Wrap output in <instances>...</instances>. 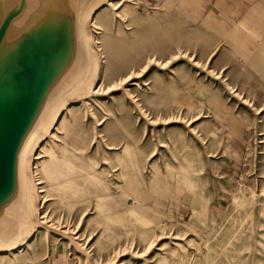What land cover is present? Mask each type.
I'll return each mask as SVG.
<instances>
[{
	"label": "rangeland",
	"instance_id": "374dc122",
	"mask_svg": "<svg viewBox=\"0 0 264 264\" xmlns=\"http://www.w3.org/2000/svg\"><path fill=\"white\" fill-rule=\"evenodd\" d=\"M76 18L0 264L56 246L71 264H264V0H88ZM241 18L250 50L224 32Z\"/></svg>",
	"mask_w": 264,
	"mask_h": 264
},
{
	"label": "water",
	"instance_id": "95a60500",
	"mask_svg": "<svg viewBox=\"0 0 264 264\" xmlns=\"http://www.w3.org/2000/svg\"><path fill=\"white\" fill-rule=\"evenodd\" d=\"M20 6L21 4H14L0 22V42L9 21L17 15ZM76 33L79 34L75 26L68 29L65 53L58 59L56 45L46 43L40 38L29 37L20 43L14 58L15 65L9 71L4 70L6 72L0 77V202L8 198L15 188V158L20 142L35 116L42 113L47 95L57 83L50 88L55 74L60 78L63 70L67 68L75 47ZM13 193L7 205L16 197L17 188ZM5 227L4 224L0 225L2 230Z\"/></svg>",
	"mask_w": 264,
	"mask_h": 264
},
{
	"label": "bare ground",
	"instance_id": "6f19581e",
	"mask_svg": "<svg viewBox=\"0 0 264 264\" xmlns=\"http://www.w3.org/2000/svg\"><path fill=\"white\" fill-rule=\"evenodd\" d=\"M76 1L77 4L70 3V0H39V1L38 0H22V1L0 0V22L14 7V4L15 6L21 4L20 10L17 13V15H15L9 21L6 33L0 42V77H2L6 71H9L11 67L15 65L14 58L17 55L18 47L20 43H22L24 40H27L29 37H33V38L36 37V39L40 38L43 39L44 42L46 41V43L50 42L51 45H56L58 48L56 58L58 59L61 56H63L65 53L64 51L65 45L66 42L68 41V37H67L68 29L69 28L72 29L75 26V30H77L78 21L76 16L79 14L80 11L82 12L83 9L82 4L87 0H82V4L78 3L79 0ZM58 76H59L58 74H55L54 78L50 83V88L56 82H58L59 80ZM218 76L219 75L217 73L215 78H217ZM39 114L38 116L40 117L42 113ZM38 116L37 115L35 116L34 118L35 121L33 120L32 124L29 126L26 133L24 134L20 142L18 152L16 153L17 155L15 158V170L18 175V179L16 177L17 182L15 184V188H17V191H18V183L20 182L19 179L20 177L25 175L24 167L18 165L19 163L18 154L24 139L26 138L29 131L32 129L35 122L39 119ZM53 119H55V117ZM47 130L48 129H46L45 132L43 133L45 137L47 134L46 133ZM37 143L38 142L32 145L30 153L38 148L36 147ZM37 155L38 152L35 158H38ZM15 188L13 192H15ZM40 191L41 190L39 189L38 192ZM13 192L8 196V198L0 202V216L6 210L8 203L7 201L14 194ZM1 239L9 240L5 233L3 238H0V240ZM24 242H26V240ZM25 244L29 245V243H25ZM5 246L6 247L2 249V252H8L13 249L12 246L6 244ZM17 252H19V250Z\"/></svg>",
	"mask_w": 264,
	"mask_h": 264
},
{
	"label": "crops",
	"instance_id": "0c3cea01",
	"mask_svg": "<svg viewBox=\"0 0 264 264\" xmlns=\"http://www.w3.org/2000/svg\"><path fill=\"white\" fill-rule=\"evenodd\" d=\"M219 1H221V0H217V3ZM148 2L153 3V4H159L160 6H164V7L169 8V7L176 6L177 4H179V2L181 5L183 0H148ZM70 3L77 4V1L76 0L75 1L70 0ZM78 3L82 4V0H79ZM242 19L243 18H241L240 20H242ZM246 20H247V18H244L242 21L239 22L238 25H236L235 27H231L230 29H226L225 25H223V27L225 29L224 32L229 37V39L233 40L236 43H238V42L242 43L246 47V49L250 50L253 48L254 43H252V40H250L248 37H245V34L243 33L242 29L239 28L241 24L246 22ZM220 22H222V21H220ZM39 119H40V117H39ZM19 181H20V179H19ZM20 189H18L17 194H21V192H19ZM0 231H3V230L0 229ZM3 236H4V234L0 233V237L3 238ZM0 241L6 242L7 244H9L8 240L1 239ZM23 243H25V242H23ZM33 264H71V263L68 261L67 257L63 256V253L60 251L58 246H56V247H54V251H53V254L51 257L48 256L46 258L43 256L42 258H40L38 261H36Z\"/></svg>",
	"mask_w": 264,
	"mask_h": 264
}]
</instances>
